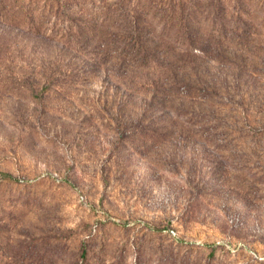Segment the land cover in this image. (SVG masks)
Masks as SVG:
<instances>
[{
  "label": "rangeland",
  "instance_id": "rangeland-1",
  "mask_svg": "<svg viewBox=\"0 0 264 264\" xmlns=\"http://www.w3.org/2000/svg\"><path fill=\"white\" fill-rule=\"evenodd\" d=\"M71 1L0 0V264H264V0Z\"/></svg>",
  "mask_w": 264,
  "mask_h": 264
},
{
  "label": "trees",
  "instance_id": "trees-1",
  "mask_svg": "<svg viewBox=\"0 0 264 264\" xmlns=\"http://www.w3.org/2000/svg\"><path fill=\"white\" fill-rule=\"evenodd\" d=\"M74 2L75 1L72 0L71 4H77L75 5L77 7L79 4L78 1L76 3ZM194 8H195L194 10L190 9L189 11H186V9L182 7V5L180 4L179 5L180 11L178 13L180 16L178 19L174 20L172 24H170V28L174 30L173 34L176 35L177 38L183 42L181 44V47L184 46L185 44L184 42H188L187 45L188 48H190V46L195 41L196 37L201 36L202 34L201 32L206 33L208 31L211 35H213L214 33L215 35H220L222 34L220 33L221 30H225L224 28L225 25L221 23L224 21V18L220 15L219 12L215 13V17H214V19L219 20V27L216 28V24H211L212 22H214V20L209 19L210 15L208 12V6H199V7L194 6ZM170 11H172V8H170ZM174 14H176V11ZM139 22H140L139 20H133L132 22L133 27L138 26ZM37 31H39V29H37ZM172 39L178 42L176 38L173 37ZM131 41H133L132 44L139 49L137 52L134 53L132 57V61L139 68L146 66L148 64V59H149L147 50L145 51L146 41H143L141 38L131 39ZM201 51L204 52L203 49Z\"/></svg>",
  "mask_w": 264,
  "mask_h": 264
}]
</instances>
